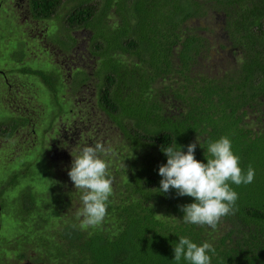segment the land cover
I'll use <instances>...</instances> for the list:
<instances>
[{
    "label": "trees",
    "instance_id": "trees-1",
    "mask_svg": "<svg viewBox=\"0 0 264 264\" xmlns=\"http://www.w3.org/2000/svg\"><path fill=\"white\" fill-rule=\"evenodd\" d=\"M32 1L36 7L34 18H58L56 9L63 5L68 30L90 29L93 50L88 53L100 62L96 63V83L91 91L95 93L93 110L122 135L124 144H118L112 157L114 165L109 167V173L113 194L108 214L98 227L82 228V219L57 215V209L66 204L65 196L74 192L82 195L78 189L68 193L70 160L59 167L63 171L58 165L54 169L50 165L48 172L39 170L41 181L52 186V206L41 209L33 205L32 200L42 193L36 192L33 180L29 181L32 187L22 192L25 205L21 214L24 223L28 222L26 217L37 216L33 225L39 233L33 241L42 252L28 259L37 264H177L174 247L179 237L185 236L198 246L212 244L215 255L208 253L211 264H264V121L255 126L245 120L251 113L264 112V0ZM219 12L220 39L230 42L232 49L242 55L222 76L198 69L209 47L207 38L196 33L198 28L193 26L188 35L182 36L189 28L188 21L209 15L213 18ZM69 37L68 40L74 38L71 34ZM72 44L73 41H59L62 49ZM123 54L134 60H123ZM24 72L39 76L56 98L60 83L64 90L65 84L57 73L50 76L41 70ZM77 74L80 77L75 82L81 88L90 82L85 70ZM165 79L174 83L170 91L172 103L162 101L166 86H154ZM4 121H8L7 132L29 123L27 118L18 117ZM221 136L231 140L234 154L240 157V167L246 172L251 165L255 177L249 184L231 185L238 193L234 214L223 217L213 230L183 221L180 206L195 201L178 196L175 190L158 191L162 179L158 168L167 161L162 149L177 145L186 152V146L196 141L195 158L206 163L207 142ZM64 152L65 148L60 150L57 159L63 160ZM49 156L54 160V151ZM125 159H131L130 166L115 165V161ZM121 172L122 183L115 178ZM16 179L12 178L8 185ZM40 210L52 214L40 218ZM52 219L60 227L49 231ZM16 256L26 259V252L21 250ZM179 264L189 262L182 258Z\"/></svg>",
    "mask_w": 264,
    "mask_h": 264
},
{
    "label": "rangeland",
    "instance_id": "rangeland-1",
    "mask_svg": "<svg viewBox=\"0 0 264 264\" xmlns=\"http://www.w3.org/2000/svg\"><path fill=\"white\" fill-rule=\"evenodd\" d=\"M28 3V0H22L18 4V8L22 10L20 11L13 8L14 0H0V119L18 117L29 120V123L22 124L11 132L6 130L8 121H0L2 128H0V264H24L25 261H31L28 258L31 256L35 258L42 252L39 247L36 248L33 241L34 236L39 233L38 228L33 225L37 216L34 214V218L26 217L28 222H23L21 213L25 203L22 192L26 185L30 184L29 181L33 180L36 192L42 193L40 198L36 197L32 200L33 205L44 209L54 203L49 196L51 184L48 181H41L39 176V170L48 172L46 167L41 168L40 165L46 164L49 143L55 144L56 152L61 145L64 144L63 147H66L59 167L64 166L63 161L72 162V155H78L82 147L94 146L98 142L111 149L107 155H100L112 166L118 144L120 146L124 144L122 135L118 134V131L101 114L93 110L95 95L90 94L96 83L94 77L98 68L96 63L100 64V62L98 57L83 56L84 45L87 51L92 49L93 42L88 37L90 29L76 27L68 30L64 23L66 8L63 5L56 9L58 18L52 16L51 20L34 22V18L32 20L25 18L27 15L25 7ZM74 5L75 3L72 2L70 7L73 8ZM211 18L212 16L209 15L198 21H188L186 25L189 28L182 36L188 35L192 27L196 26L198 28L196 33L206 37L209 43L207 58L202 61L198 69L207 74L222 76L226 74L228 67L236 65L234 63L241 58V52L234 51V59H236L234 60L230 54L232 48L230 43L227 48L217 46L219 42L216 40L223 42V39H220L222 32L219 29L222 14L219 12L213 16L214 24L211 23ZM69 34L75 41H79L75 47L77 54L71 52L72 57L68 56L67 49L59 46V41L70 38ZM122 59L134 60L133 56L127 54H123ZM83 64L90 75V82H87V87L81 88L75 81L80 77L77 76V72ZM29 69L41 70L50 76L57 73L59 80L64 81L66 87L63 90L62 83L59 84L56 98L39 76L24 72ZM173 85L174 83L168 79L154 85L158 89L166 86L167 93L161 97L162 101L173 102L170 94ZM168 107L170 108V105ZM69 108L70 113L67 112ZM249 119L250 117H247L245 120L249 123L251 121ZM28 140L32 145V151L25 153L29 147L26 144ZM155 157L158 158V155L155 154ZM117 164H123L120 167H128L131 159L115 161V165ZM59 170L63 171L62 168ZM122 176L121 172L116 174L115 178L122 183ZM14 177H17L14 184L8 185ZM67 185L70 187L68 193L71 194V190H75L72 181L69 180ZM81 196L75 195V192L69 197L65 196L63 199L66 204L57 209V215H64V219L81 220L82 217L77 216L82 208ZM40 212L42 213L41 210ZM42 214L40 218H48L52 211ZM31 219L32 223H30ZM50 223L49 231L51 228L60 227L56 219H52ZM20 249L26 252L28 260L18 259L16 254L21 251ZM33 264L37 263L33 262Z\"/></svg>",
    "mask_w": 264,
    "mask_h": 264
},
{
    "label": "clouds",
    "instance_id": "clouds-1",
    "mask_svg": "<svg viewBox=\"0 0 264 264\" xmlns=\"http://www.w3.org/2000/svg\"><path fill=\"white\" fill-rule=\"evenodd\" d=\"M29 142L26 141L29 147L25 153L32 151ZM197 143L198 141L188 144L186 152L181 151L182 146L178 147L176 144L162 149L167 161L158 168V175L162 177L158 191L168 193L175 190L178 196L192 197L195 202L180 206L183 221L198 226L206 225L215 230L223 217L234 214L238 193L231 185L251 183L255 170L251 165L246 172L240 167V157L234 154L231 140L227 136L207 142L206 163L195 158ZM48 146L49 154L54 151V160L48 154L43 166L48 169L53 165L54 169L58 165L59 168L62 159H57L56 155L66 147L63 144L56 152L51 143ZM110 151V148L98 142L94 146H84L78 155H72L71 168L67 174L74 188L82 193V208L77 213L78 217H82V228L100 226L108 214L113 180L109 173L110 162L100 154L107 155ZM31 187L32 185L27 184L25 189ZM208 253L215 255L212 244L204 242L198 246L188 237L181 236L174 247V260L177 264L182 258L189 264H211Z\"/></svg>",
    "mask_w": 264,
    "mask_h": 264
},
{
    "label": "flooded vegetation",
    "instance_id": "flooded-vegetation-1",
    "mask_svg": "<svg viewBox=\"0 0 264 264\" xmlns=\"http://www.w3.org/2000/svg\"><path fill=\"white\" fill-rule=\"evenodd\" d=\"M29 1V3H28V5L25 7V9H26V12H27V15H26V17L25 18H30L31 20L34 18V13H36V11H35V6H34V4H33V1L32 0H28ZM20 2H22V0H14V5H13V8L14 9H21V8H18L19 6H18V4L20 3ZM17 5V6H16ZM20 11H22V10H20ZM212 20H211V23H215V19L214 18H211ZM39 20H44V19H37V18H34V22L35 21H39ZM73 39V44L71 45V46H69L68 48H67V52H69V54H68V56H70V57H72V53H74V54H77V51L75 50V47H76V45L79 43V41H75L74 40V38H72ZM66 41H71V39L70 40H66ZM216 41H218L217 43H218V45L217 46H221L222 48H227L226 46L228 45V43H230V42H228V41H219V40H216ZM207 43H208V41H207ZM208 45H209V43H208ZM234 50L235 49H232V48H230V54L232 55V53L234 52ZM72 52V53H71ZM83 56H90V54L88 53V51H87V47H86V45H84V54H83ZM233 56V55H232ZM242 56V55H241ZM207 58V57H206ZM214 64H217V63H215V62H213ZM218 64H220V63H218ZM84 68H86L85 67V64H83L81 67H79V69L82 71V70H85ZM86 71V70H85ZM64 82V81H63ZM64 84H65V82H64ZM87 83H85L84 85H83V87H87V85H86ZM65 87H66V84H65ZM70 87H71V85H70ZM90 95H95V93L94 92H92ZM69 102H70V100H69ZM69 110H70V108H69ZM250 117H251V121L249 122V124H253V125H255V126H257L258 124H261V122L262 121H264L263 120V118H264V112H262V113H251V115H250ZM260 119V120H259ZM58 145V144H57ZM52 146H53V148L55 149V144H52ZM29 262H31L32 264H33V262L32 261H25V263L24 264H28Z\"/></svg>",
    "mask_w": 264,
    "mask_h": 264
}]
</instances>
